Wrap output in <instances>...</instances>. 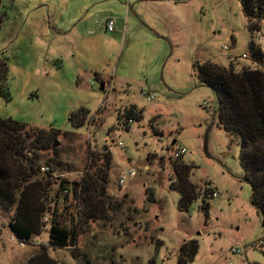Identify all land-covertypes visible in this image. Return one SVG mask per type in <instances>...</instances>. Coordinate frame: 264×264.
<instances>
[{"label":"rangeland","instance_id":"obj_1","mask_svg":"<svg viewBox=\"0 0 264 264\" xmlns=\"http://www.w3.org/2000/svg\"><path fill=\"white\" fill-rule=\"evenodd\" d=\"M0 17V119L65 133L56 148L39 152L54 182L69 183L66 196L57 197L56 188L50 194L59 222L76 233L68 247H48L57 264H181L191 240L199 245L191 264H264V218L253 206L241 140L219 125L218 99L198 74L207 63L235 62L237 72L253 67L252 42L264 56V23L251 35L241 0H1ZM109 19L121 28L119 39L106 31ZM62 30L73 33L55 48L73 52L57 61L53 46ZM78 70L87 72L89 88L77 87ZM129 104L144 112L128 132L118 116ZM82 108L90 117L75 129L70 118ZM183 149L200 195L187 212L179 208L181 193L170 189L175 153ZM107 151L110 182L91 214L73 184L87 173L98 177L96 157ZM130 170L136 177L120 185ZM208 185L216 197L206 219ZM8 215L0 213V264H26L49 245V226L22 245Z\"/></svg>","mask_w":264,"mask_h":264},{"label":"trees","instance_id":"obj_2","mask_svg":"<svg viewBox=\"0 0 264 264\" xmlns=\"http://www.w3.org/2000/svg\"><path fill=\"white\" fill-rule=\"evenodd\" d=\"M241 3L251 35L261 33L264 0H241ZM1 21L0 17V24ZM251 49L253 67H243L237 72L235 62L228 68L207 63L198 67V74L202 84L207 85L218 99L216 114L219 125L241 140L240 161L252 186L253 203L259 206L264 218V56L254 42L251 43ZM102 111L100 108L98 114ZM143 112L144 110L134 105L126 107L124 113L118 116L120 129L131 131L134 124L129 121L141 122ZM89 117L90 111L82 108L72 114L70 121L73 128L82 129L87 125ZM29 129L31 128L26 124L0 119V213L9 214V228L21 244L31 245L49 226V245H41L40 250L26 264H57L49 255L48 247L64 249L76 242V233L75 229L69 230L61 225L57 215L58 201L50 200V194L52 188H56L57 197L66 196L69 183L54 182L53 171L48 163L45 164L50 171L42 173L39 152L49 151L53 146L56 148L54 140L65 133ZM96 158L98 162H102L98 168L99 176L87 173V178L82 183L73 184V192L85 202V207L90 209L91 214L95 212L96 203L99 204L104 198L113 161V156L108 151ZM174 165L176 180L170 184V189L181 193L179 208L182 212H187L191 204L200 198L197 188L189 181L191 167L196 166L185 164L183 158ZM40 174L44 176L41 177ZM214 193L209 185L203 192L202 210L206 219L210 217L208 200L214 198ZM52 210V217L48 218ZM46 218L49 219L48 223ZM75 222L81 224L80 221ZM261 246L264 247V236ZM198 251L196 240L186 242L181 249V256L184 257V262L180 260L181 264L193 263Z\"/></svg>","mask_w":264,"mask_h":264},{"label":"crops","instance_id":"obj_3","mask_svg":"<svg viewBox=\"0 0 264 264\" xmlns=\"http://www.w3.org/2000/svg\"><path fill=\"white\" fill-rule=\"evenodd\" d=\"M130 2H132V0H129ZM132 9V8H131ZM63 31H65V30H62V32H60V33H62V34H64V33H68V34H72L73 33V30L70 32H67V31H65V32H63ZM106 31H107V28H106ZM120 31H121V28L120 27H118L117 28V30H115L114 32H112V33H115V32H117V35H114L115 36V39H119V37H120ZM108 32V31H107ZM108 33H110V32H108ZM65 36H67V34H64L62 37H61V35L56 39L57 40V43H56V45H54L53 47L55 48V47H58V46H65L64 45V43H65ZM56 50L54 51V54H53V59H55V60H57V61H60V59L61 58H69V57H71L72 56V53L71 52H73L72 50H71V47H69V46H67V47H63V49H61L60 51H58L57 50V48H55ZM75 56V55H74ZM56 74V73H55ZM78 75H79V81H80V84L81 85H77V87H79V88H89V86H88V82H87V72H85V71H82V70H78ZM96 76L98 77V79H101V77H100V74H98V73H96ZM101 81H102V79H101ZM91 86H92V84H91ZM114 91L116 92L117 90H115L114 89ZM129 105H134V104H129ZM134 106H136V105H134Z\"/></svg>","mask_w":264,"mask_h":264},{"label":"built area","instance_id":"obj_4","mask_svg":"<svg viewBox=\"0 0 264 264\" xmlns=\"http://www.w3.org/2000/svg\"><path fill=\"white\" fill-rule=\"evenodd\" d=\"M106 28H107V31L108 32H110V33H112V32H114L115 30H116V23H115V20H112V19H109V20H107L106 21ZM226 50H230V48L229 47H227L226 48ZM245 58V57H244ZM155 98L154 97H151V95L149 96V101H153ZM130 122V124H136L133 120H130L129 121ZM108 141V140H107ZM110 141H108V143H109ZM113 142H115V141H113ZM119 147H121V148H125V146H124V144L122 143V142H120L119 144ZM184 154H185V151H184V149L183 150H178L176 153H175V159L176 160H179L182 156H184ZM42 173H48L49 171H50V169H49V167H42ZM136 177V172L135 171H133V170H130V171H128L127 173H125L122 177H121V179H120V182H119V184L120 185H125V183L126 182H128V180L130 179V178H135ZM65 193H67V192H65ZM214 197H216V193H214ZM46 223H48V221H49V219L48 218H46ZM13 238L14 239H16V237L15 236H13ZM17 240V239H16ZM18 241V240H17ZM19 242V241H18ZM20 243V242H19ZM21 244V243H20ZM23 245V244H22ZM240 251H237V250H233V252H232V254H234V255H236V254H238Z\"/></svg>","mask_w":264,"mask_h":264},{"label":"water","instance_id":"obj_5","mask_svg":"<svg viewBox=\"0 0 264 264\" xmlns=\"http://www.w3.org/2000/svg\"><path fill=\"white\" fill-rule=\"evenodd\" d=\"M101 91L104 92V85L101 86ZM173 144H175V142H174ZM58 145H59L58 142H56L55 147H57ZM248 181H249V180H247V182H248ZM253 206H254L255 208L259 209V206L256 205V204H253Z\"/></svg>","mask_w":264,"mask_h":264}]
</instances>
